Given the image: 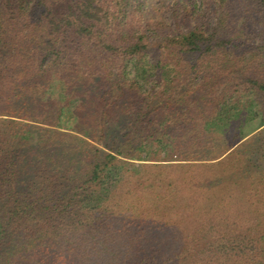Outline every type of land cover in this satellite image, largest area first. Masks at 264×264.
Instances as JSON below:
<instances>
[{"label":"trees","instance_id":"1","mask_svg":"<svg viewBox=\"0 0 264 264\" xmlns=\"http://www.w3.org/2000/svg\"><path fill=\"white\" fill-rule=\"evenodd\" d=\"M199 1L0 0V264H264V0Z\"/></svg>","mask_w":264,"mask_h":264},{"label":"rangeland","instance_id":"2","mask_svg":"<svg viewBox=\"0 0 264 264\" xmlns=\"http://www.w3.org/2000/svg\"><path fill=\"white\" fill-rule=\"evenodd\" d=\"M173 0H146V14L154 20L165 23L171 32H177L173 20L171 19V5ZM200 6L199 0H190ZM229 110L234 111L235 108Z\"/></svg>","mask_w":264,"mask_h":264}]
</instances>
